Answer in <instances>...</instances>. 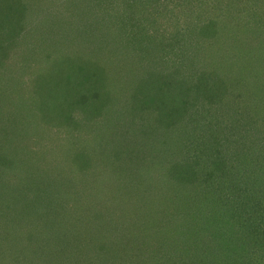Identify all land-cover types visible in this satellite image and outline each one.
Returning <instances> with one entry per match:
<instances>
[{"label": "rangeland", "instance_id": "1", "mask_svg": "<svg viewBox=\"0 0 264 264\" xmlns=\"http://www.w3.org/2000/svg\"><path fill=\"white\" fill-rule=\"evenodd\" d=\"M22 1L19 0L18 3V0L17 2L13 0L12 3L20 4ZM39 1V3L38 0L36 3L34 1L33 7L28 8L29 16L25 19V32L18 36L19 41L15 44L12 54L10 55V50L6 53L7 55H4H10L11 58L4 59L3 64H0V238L3 239L0 244V264H12L10 261L11 254L8 252L13 249L15 252L13 259L16 258L14 261H17V257L22 259L21 262L15 264H37L39 260L41 261L39 264L76 263L79 261L77 260L79 257L74 249L77 246V231L79 229L85 230L86 234L88 233L90 245L94 249L93 258L100 254L94 247L108 244V247H113V252L115 250L118 252H115L118 254L117 260L119 259L124 264L125 262H136L134 260L136 257L141 258L138 260L143 264L162 263L163 260L160 259L162 249L170 255L173 254L175 247L184 236L181 234H186V230L181 221L176 217H170L167 211L162 209L170 189L168 192L164 188L163 194L158 193V190L155 196L146 191L148 188L147 170H150V167H155L153 161L158 158L155 153H152L155 151L153 146L157 143L154 135H159L158 132L162 134L165 130L163 120H156L154 108H150L148 104L144 106L145 108L136 106L134 99L128 96L129 92L121 98L119 105H122L120 113L122 115L120 118L123 120L137 118L136 122H123L127 136L134 133V136L129 137L130 143L127 145L123 141V137L115 131L106 133L100 126H97L98 128L95 126L88 127L87 131L83 132L74 128L70 129L67 122L63 127L56 124L55 119L57 117L55 116L57 113L56 111L53 112L54 108L57 107L60 114L65 111L62 110V104H59L57 99L50 103L51 107L48 103L47 106L52 110L50 113L47 110L49 107L39 113L40 107L37 109L32 107L36 106L37 103L35 102L36 105L31 106L30 100L27 103L30 106L25 105L22 108L27 95L25 94L18 100L17 93L20 94L23 91L21 88L30 84L27 80L32 78L35 68L39 65L36 58H39L43 67L47 68L48 66L54 67L51 58L54 60L59 55L64 56V54L73 51L79 54L80 47L76 46L80 45V42L75 40V42L69 43L67 38L70 39L71 35L73 37L82 35V28H90L91 22L96 18L103 19L108 16L107 19L110 20L107 23H109L111 16H113L121 27L112 25L111 35L107 38L108 45L102 39L99 45H93V48H96L95 53H90L88 48L85 50V52L90 53L87 56L93 60L96 58L99 60V66L106 68L109 77L114 76L111 80L116 81V83L115 89L111 91L112 95L117 96L116 92L123 88L119 84L121 79H118V76L123 75V73L126 74L132 68L133 71L136 70V76L140 74L146 78L148 77L146 75L153 73L152 82L160 83V86H163L164 83H166L165 85L171 84L174 88L177 87L178 94H180L181 87L184 89L182 92L183 99L187 101L183 102L182 107L190 110V112L193 111L194 117L191 120L195 121L194 126L205 127L203 122L208 121L210 117L207 112L210 105L195 100V94H192L194 86L200 85L206 77H210L212 71H216L218 75L219 73L224 74L225 77L229 76L225 75L227 72H231L230 79L236 78L235 83L242 88L241 82L244 83L248 78L242 76L246 74V69L251 64V58L253 57L255 61L260 62L261 57L254 56L258 51L260 53L264 51V34L261 37L257 33L258 38H253V34L258 32L255 21L260 17L258 16L256 19L254 18L255 15L251 13V9H255L264 16V0L247 2L242 0H145L146 5L140 3L143 2L142 0H138L137 6H142V8L138 9L134 6L132 12L126 9L125 0H122L124 7L117 0L119 8L112 12V8L109 7L110 14L112 13L110 16L106 10L102 9L101 0ZM133 1L128 0V4L131 5ZM250 2L251 5H249ZM252 2L257 3L252 5ZM31 4L30 0L29 6ZM13 6H17L14 7L15 11L19 7V5ZM11 11L14 12L12 8ZM89 12L96 18L89 17L87 15ZM33 15L38 17L32 19ZM121 15H124L125 18H122ZM125 15L131 16L126 17ZM140 18H143L146 24L145 29L152 36L151 38L150 35L147 36L148 42L141 40L146 36L131 40L129 32L125 31L132 28L131 24ZM123 20L126 23L124 29ZM10 23L12 21L7 19V22L4 23L5 26L1 27L12 30L13 27ZM15 29L19 31L20 27H15ZM60 29L66 31L61 32ZM230 30L231 33H228ZM221 31H224L225 34L223 35ZM67 33L70 34L66 35ZM227 34L230 35L229 38H227ZM155 38L159 42L164 41L166 43L168 48L164 52L156 51L155 47L158 42L154 40ZM168 38L171 39V42L167 41ZM173 39L175 43L172 46ZM245 47L250 49L245 52ZM115 48L120 51L115 50ZM28 51L32 55L27 57L29 62H26L25 56L27 54L25 52ZM113 52H115L114 55L108 57ZM33 54L36 58H32ZM251 54L253 55L251 56ZM31 58L36 62H31ZM22 60L25 62L22 63ZM44 60L48 63L44 64ZM224 64L229 65L224 67ZM261 64L264 66V61ZM219 65L221 68H218ZM222 68L230 70L225 72L226 69ZM7 69L9 71H6ZM86 69L89 68L86 67ZM162 73L165 74L162 75ZM207 82L211 83L210 80ZM244 91L243 89L241 92L244 94ZM248 100L249 97L242 98L241 101L250 104L247 102ZM232 111L235 113L234 109ZM75 114L77 115L78 111ZM64 115L66 116V114ZM238 115V113L236 116L232 114V119L227 116L228 120L225 126L220 127L218 134L224 136L223 129L228 134L238 128ZM224 118H226L225 114ZM76 119L79 120V116L74 120L76 121ZM141 123L154 130L153 133L156 132L153 137L145 138L144 136L143 139L144 128L141 127ZM229 123L233 126H229ZM215 129L217 130V128ZM175 132L177 133L170 139L172 143L180 142L176 141V139H180L179 131ZM162 137H164L163 134ZM186 137L188 136L185 134L184 138ZM100 140L102 142L109 141L112 148L121 146L123 148V145L126 144L128 149L134 152L133 156L138 155L137 158L139 159L133 160L132 165H140L136 166L140 173L135 176H131L130 173L124 174L123 177H119V180H116V176H110L114 170L106 173L105 170L108 169V166L106 167L103 161H95L98 156L91 153V147ZM164 143L165 138H163L161 146ZM142 149L143 151H141ZM137 151L140 152L137 153ZM75 153H79L77 158H75L76 156L73 157ZM89 156L93 160L92 165L85 163L86 159H90ZM162 156L169 161L168 155H160L159 159ZM82 157L85 160H82ZM119 161L120 159L105 158V163L110 166L117 165ZM123 162H119V165L121 166ZM98 164H100V168H98ZM155 168L158 171L159 166ZM31 170L34 173L31 174ZM47 172L50 174L45 176ZM120 172L118 170L117 173ZM30 178L34 179L31 180ZM52 178L60 181L52 185L48 181ZM117 183L121 184L122 187L119 188L122 189L119 192L116 190ZM37 189L43 190L46 194L44 196L41 193L46 200L45 205L47 207L41 205L42 200L39 201L40 195L37 194ZM52 189L55 190L54 194L50 193ZM26 193L28 194L27 198L24 196ZM66 193H68L67 196ZM123 195L126 196V199ZM120 196L123 198L122 201ZM121 205L129 210H126V214L124 209L119 211L118 219L116 214L117 210L122 209ZM155 205V208H160V211L151 214V209ZM27 209L31 210L29 213L33 211L37 216L45 215L49 222L42 224L43 222L39 217L33 218L35 222L37 220L38 229L36 230H39L36 232L37 237L33 239H27L19 231V228H22L27 221L26 219L22 220V215L27 212ZM115 209L116 214L109 213ZM163 213L168 218L165 217L164 219ZM123 214L127 222L120 220ZM51 216L57 217L52 221ZM79 216H82L83 219H78ZM96 216L100 219L103 216L101 221H111L114 223L113 226L110 224L107 232L100 231L97 228L99 222H93ZM115 217L116 221H114ZM136 220H141L144 223V235L138 236L137 228L129 223V221L135 222ZM15 222H17L16 225H14ZM108 224L104 223L103 226L107 227ZM125 230L134 236L137 233L135 238L130 239L128 244L130 247L126 251L125 244L116 238ZM72 231H75L74 237L73 234L69 235L68 233ZM137 248L139 249L138 252L136 251ZM120 250L124 251L120 252ZM29 251L32 252L28 254L27 258L26 253ZM102 252L103 254L107 253L106 248L103 247ZM133 252L135 255H140L133 258L131 255ZM172 257L174 256L171 255L169 259ZM175 263L184 264L183 260L179 262L176 260Z\"/></svg>", "mask_w": 264, "mask_h": 264}, {"label": "trees", "instance_id": "2", "mask_svg": "<svg viewBox=\"0 0 264 264\" xmlns=\"http://www.w3.org/2000/svg\"><path fill=\"white\" fill-rule=\"evenodd\" d=\"M12 1L0 0V62H2L0 64H3L4 59L11 58L10 55L15 49L14 46L19 41L18 36L20 34L23 35L25 32V19L29 16L27 10L29 7H33L34 1L35 3L37 2V0H31L32 4L29 6L30 0H20L22 1L20 4H13L14 2L12 3ZM14 1L17 2V0ZM125 1L126 9L130 12H132L134 6L138 9L142 8V6H137L139 3L138 0H134L131 5L128 4V0ZM142 1L140 3L146 5L145 0ZM242 1L247 2L250 0ZM119 2L124 7L123 1L119 0ZM256 3L252 2V5ZM13 5H19L16 11L14 7L17 6ZM249 5H251V2ZM101 7L110 16L112 14H110V8H112V12H115L119 8V3L117 0H101ZM11 8L14 12L11 11ZM251 11L255 15L254 18L257 19L258 16L260 17L255 21L258 32L253 34V38H258L257 33L262 37L264 34V20L262 19L264 16L255 9H251ZM19 12L20 14L18 15ZM87 15L89 17L93 16L91 12ZM36 17L38 16L33 15L32 19ZM107 17L103 19L94 17L96 20H93L91 25L90 23L88 24L90 28L88 26L87 29L82 28V35L74 37L71 35L69 37L70 39L67 38L69 43H73L75 40L80 42V45L76 46L80 47V52L77 54L73 51L64 54V56L59 55L54 60L51 58L54 67H43L41 60L33 54L32 58L38 59L37 62L39 61V65L35 68L32 78L27 80L30 84L25 87L21 86L23 91L20 94L17 93L18 100L25 94L27 95L22 108L25 105L30 106V104H27L29 103L28 100H30L31 106L36 105L35 102L37 103L36 106L32 107H35V109L40 107L39 113H41L45 108L49 107L47 106L48 103L50 105V103L55 102L57 99L59 104H62V110L65 111H63V114H60L57 111V107L54 108L53 112L56 111L57 113L55 116L57 117L55 119L56 124L63 127L65 126V122H67L70 129L74 128L83 132L87 131L88 127L100 126L103 127L106 133L115 131L129 145V137L134 136V133L127 136L128 134L123 128V122H136L137 118L129 119L131 121L120 118L122 115L120 114L122 105H119L121 98L129 92L128 96L134 99L136 106L142 108L148 104L150 108H154L156 120H163L165 130L163 132L161 131L164 137H162L160 132H158L159 135H154L156 133H153L154 130L141 123V127L144 128L142 133L143 139L144 136L146 138L153 137V135L157 139V143L153 146L155 151L152 153H155L158 157L153 161L155 167L159 166L158 171H156L155 167H150V170H147L146 181L148 188L146 191H149L148 193H152L155 196L158 190V193L163 194L164 188L168 192L170 189L169 196L166 197L162 209L163 211H167L170 217H176L181 221L186 230V234H181L184 236H182L173 254H171L174 257L169 259L171 255L162 249L160 259L163 262H158L157 264L167 262L176 264V260L178 262L183 260L184 264H264V66L261 64L264 61V51L262 53L258 51L254 56L261 57L260 62L255 61L253 57L251 58V64L246 69V74L242 76L243 78L248 77L244 83L241 82L242 88L235 83L237 81L236 78L234 80L233 78L230 79L231 72H227L230 69L226 68L222 69H226L225 72L227 74L225 75H229L228 77L220 73L218 75L216 71H212L213 73L210 77H206L200 85L194 86L192 94H195V100L197 102L201 101L202 103L206 102L210 105V109L207 111L210 117L208 121L203 122L206 128L204 126L197 127L196 125L194 126L195 121L191 120L194 117L193 111L191 110L190 112V110L182 107L183 102L187 101L183 99L182 92L184 89L181 87L180 94H178L177 87L174 88L171 84L165 85L166 83H164L162 84L163 86H160V83L152 82L151 76L153 73L146 75L148 76L146 78L140 74L136 76L137 72L136 70L133 71L132 68L126 74L123 73V75L118 76V79H121L119 84L123 88L116 92L117 96L112 95L111 91L115 89L116 83V81L111 80L114 76L109 77L106 68L101 65L99 66V60L97 58L93 60V58L87 56V54L95 53L96 48H93V45H99L102 39L108 45L107 38L111 35L110 29L113 24L121 27L113 16H111V21L107 23L110 20ZM121 17L125 18L124 15H121ZM7 19L12 21L10 23L11 27H13L12 30L1 27L5 26L4 23L7 22ZM87 19L89 18L87 17ZM258 21L261 22L259 23ZM122 24L124 25L123 29L126 28L124 20ZM15 27H20L19 31ZM131 27L129 30H125L129 32V38L131 40L145 36L141 40L145 42L148 40L147 36L150 34L145 29L146 24L143 18L132 23ZM60 30L61 32L66 31ZM221 32L223 35L225 34L224 31ZM228 33H231V30ZM68 34L70 33L66 35ZM149 37L151 38L152 36L150 35ZM229 37L230 35L227 36V38ZM154 40L158 42L155 47L157 52H164L168 48L164 41L159 42L157 38ZM167 41L171 42V39L168 38ZM174 43L175 40L173 39L172 46ZM52 44L54 46V42ZM87 48L90 49V53L85 52ZM150 48L152 50L151 46ZM249 49L247 47L245 52ZM10 50V55L4 56ZM115 50L120 51L118 48H115ZM25 53L27 54L25 61L29 62L27 61V57L32 54L30 51ZM114 53L109 54L108 57L114 55ZM37 55L39 56V54ZM31 62L36 61L32 59ZM46 63L48 62L44 60V64ZM228 65L224 64L223 66L228 67ZM86 67L89 69H86ZM218 68H221L220 65ZM6 71H9V69ZM164 74L162 73V75ZM208 80L211 83L207 82ZM243 89L245 90L244 94L241 92ZM16 91L19 90L16 89ZM248 97L249 100L247 102L250 104L241 101L242 98L246 99ZM50 107L47 108L49 113L52 111ZM233 109L235 113H233ZM76 111H78L77 115L75 114ZM237 113L239 114L237 118L239 124L238 122L235 123L238 124V128L236 129L239 130H230L231 132L226 134L225 129H223L222 133L224 136L218 134L220 127L225 126L228 120L227 116L231 118L232 114L236 116ZM224 114L226 118H224ZM78 116L80 119H76L75 121L74 119ZM239 125L242 127L240 128ZM229 126L233 125L229 123ZM175 131H179L178 135L180 139H176V141L180 142L172 143L170 139L177 133ZM101 132H103L102 129ZM185 134L188 137L184 138ZM163 138H165V143L161 146ZM126 144L123 145V148L122 146L112 148L109 141L102 142L100 140L96 145L91 147L92 155L98 156L95 161H103L104 165L106 167L108 166V169L105 170L106 173L114 170V172L110 173V176H116V180H119V177H123L124 174L128 175L130 173L131 176H135L137 173H140L139 168L136 167L138 164L135 163L137 165H132L133 160L139 159L137 158L138 155L133 156L134 152L128 149ZM139 152L137 151V153ZM160 155H168L169 161L164 156L159 159ZM74 156L77 158L79 153H75ZM110 157L114 158V160L120 159V163L121 161L125 163L123 162V166H120L119 162L115 166L107 165L105 158ZM83 158L82 160H85ZM89 158V160H85V163L92 165L93 160L90 156ZM98 168H100V164H98ZM118 170L121 172L117 173ZM32 173L34 172L31 170ZM48 174L50 173L47 172L45 176ZM30 179L33 180L34 178ZM48 181L53 185V183H57L60 180L52 178ZM120 187L121 184L116 186L118 192L122 190L119 189ZM54 191L52 189L50 193L54 194ZM41 193L46 196L43 190L37 189V194L40 195L39 201L42 200L41 205L47 207L45 205L46 200ZM67 195L68 193H66ZM24 196L27 198L28 194L26 193ZM125 197L124 199H126ZM120 199L122 201L123 198L120 196ZM155 207L156 205L151 209V214L160 211V208ZM123 209L125 210V214L126 210H129L125 206H122L121 210H117V214L116 209L109 213H115L119 219L118 212L123 211ZM30 211L27 209V212H24L22 215V220L26 219L27 221L22 228H19V231L27 239L36 238V232H39V230H36L38 229L37 220L35 222L33 218L39 217L43 222L42 224L49 223L45 215L37 216L33 211L29 213ZM28 215L29 217H27ZM103 216L101 219L98 216L94 217L93 222L98 221L97 228L100 231L107 232L110 224L113 226L114 223L111 221H101ZM56 217L51 216L52 221ZM116 217L114 221L117 220ZM165 217L167 216L163 213V218L165 219ZM80 218L83 219L82 216H79L78 219ZM120 220L127 222L124 214ZM18 221L20 222L19 217ZM104 223L109 224L106 227L103 226ZM129 223L137 228L139 232L138 236L145 234V225L141 220H136L135 222L129 221ZM74 232L68 233L69 235L73 234L74 237ZM87 235L88 233L86 234L85 230L82 231L79 229L77 231V246L74 252L78 254L79 258L77 260L79 261L70 264H124L119 259L117 260L118 254H115L116 250L113 252V247H108V244L98 245L97 248L94 247L100 254L96 258H93L94 249H92L93 246L90 245ZM136 235L137 233L134 236V234L125 230V232H122L116 238L119 242L125 244L126 251L130 247L128 246L130 239L135 238ZM112 236L114 238V234ZM2 240L0 238V244ZM103 247L107 250L105 254L102 252ZM122 251L124 250H120V252ZM136 251L138 252L139 249L137 248ZM30 252L32 251L26 253V257ZM8 253L11 254L10 261L12 264L22 261L21 257H17V261H14L16 259L15 257L13 259V255L15 254L14 249ZM131 255L134 258L140 254L135 255V252H133ZM128 259L130 258L128 257ZM138 259L141 258L136 257L134 259L136 262H123L125 264H143ZM40 262L39 260L37 264ZM51 264H58V262H52Z\"/></svg>", "mask_w": 264, "mask_h": 264}]
</instances>
